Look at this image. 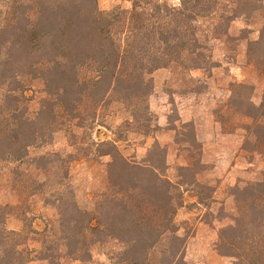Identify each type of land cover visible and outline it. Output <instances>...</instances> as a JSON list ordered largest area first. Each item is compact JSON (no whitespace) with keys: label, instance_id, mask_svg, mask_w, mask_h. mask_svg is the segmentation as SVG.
I'll return each mask as SVG.
<instances>
[{"label":"trees","instance_id":"16d2710c","mask_svg":"<svg viewBox=\"0 0 264 264\" xmlns=\"http://www.w3.org/2000/svg\"><path fill=\"white\" fill-rule=\"evenodd\" d=\"M179 1L173 5L134 0L130 11L107 13L98 0H0V161L25 164L32 149L49 145L58 131L84 130L111 101L124 105L147 129L152 75L173 66L211 70L209 40L199 34L204 22L213 25L209 31L214 34L225 28L227 34L232 22L251 16L264 3ZM250 46H264V27ZM37 82L44 98L31 115L25 94ZM250 109L244 114L251 120L244 128L249 149L263 153L264 98L260 107ZM102 146L108 148L102 157L111 159L106 165L107 189L93 211L74 204L71 214L66 203L61 206V238L59 243L49 242L42 259L87 264L92 238L104 235L122 240L131 251L146 253L128 258L130 264H177L175 256L158 261L151 257L168 235L181 242L175 218L183 197L152 157L159 156L158 148L138 163L122 155L115 143ZM47 157L36 161L50 162ZM57 162L65 168L64 160ZM234 197L236 215L219 233V254L233 259V264H264V182L238 186ZM10 208L0 205V264H27L32 255L23 248L30 239L22 240L21 233L6 228ZM50 233L41 236L50 239Z\"/></svg>","mask_w":264,"mask_h":264},{"label":"rangeland","instance_id":"374dc122","mask_svg":"<svg viewBox=\"0 0 264 264\" xmlns=\"http://www.w3.org/2000/svg\"><path fill=\"white\" fill-rule=\"evenodd\" d=\"M133 1L98 0L107 13L130 11ZM211 27L204 22L199 33L209 40L211 70L173 66L152 75L147 129L124 105L111 101L99 108L84 130L74 129L75 135L58 131L49 145L32 149L25 164L0 161V205L11 207L6 228L21 233L22 240L30 239L23 248L32 255L27 264H51L42 258L49 242L61 238L57 222L63 204L71 214L74 204L95 210L98 196L108 186L106 165L111 159L102 157L108 151L102 145L108 142L138 163L157 147L159 156L152 157L183 197L175 218L181 242L168 235L151 253L154 260L175 256L177 264H233V259L219 254L217 245L220 231L232 225L236 215L234 190L264 182V151L249 149L244 129L251 124L244 114L251 112V105L260 107L264 98V46H250L264 27V3L251 16L232 22L227 34L226 28L214 34ZM41 90L37 82L25 94L31 115L41 107ZM43 156L50 162L36 161ZM58 159L66 162L64 169ZM45 232L52 238H43ZM92 239L87 264H130L128 258L146 255L141 249L131 251L122 240L104 235ZM60 264L69 263L63 259Z\"/></svg>","mask_w":264,"mask_h":264}]
</instances>
